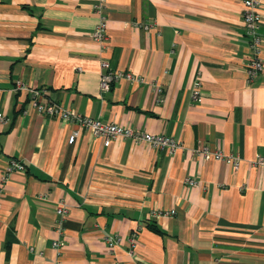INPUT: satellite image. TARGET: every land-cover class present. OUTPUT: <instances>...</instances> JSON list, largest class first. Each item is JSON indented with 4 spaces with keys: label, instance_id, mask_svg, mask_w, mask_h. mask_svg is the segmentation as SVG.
<instances>
[{
    "label": "crops",
    "instance_id": "obj_1",
    "mask_svg": "<svg viewBox=\"0 0 264 264\" xmlns=\"http://www.w3.org/2000/svg\"><path fill=\"white\" fill-rule=\"evenodd\" d=\"M95 2L0 0V264H264V44L248 82L242 1L106 0L104 49L91 37ZM258 11L264 41V0ZM102 59L134 80L102 93ZM18 82L44 91V103L181 148L104 146L36 113ZM201 147L237 156L238 168L196 155ZM12 159L26 171L3 183ZM59 200L68 207L60 230Z\"/></svg>",
    "mask_w": 264,
    "mask_h": 264
},
{
    "label": "built area",
    "instance_id": "obj_2",
    "mask_svg": "<svg viewBox=\"0 0 264 264\" xmlns=\"http://www.w3.org/2000/svg\"><path fill=\"white\" fill-rule=\"evenodd\" d=\"M243 4V27L244 33L249 38L250 50L252 52L253 58L246 66V78L250 82L263 68L261 51L264 41L259 34L258 30L261 24V15L258 11L259 0H241ZM106 0H96L93 5V11L99 18L97 25L91 33V37L95 42H97L101 48H106V30H107V18H106ZM150 25H144V29H148ZM101 72H100V91L102 93L108 92L111 89V86L114 82L126 79L133 81L134 77L127 72L112 70L109 66L107 60L102 59L100 62ZM15 91L26 90L29 94L28 106L32 108L36 113L45 114L48 116L58 117L63 121L68 123H73L77 127H81L84 130H87L93 138H98L103 141L104 146H108L111 141L117 139H129L134 143H145L154 148L167 149L169 151H175L178 148H181V144L176 142L173 138L159 134L152 135L138 130H134L129 127L121 126L115 122H103L97 118H91L81 114L74 113L70 110L62 108L58 103L54 101H48L44 103L45 94L44 91L40 89L28 88L26 89L22 83L18 82L14 88ZM192 99L195 102L200 101L201 99V90H200V81L197 80L192 89ZM6 121L5 117L0 114V122L4 123ZM75 140V134H72L68 142L73 143ZM196 155H201L203 158L213 157L216 160H223L226 163L230 164L234 169H237L240 163V159L237 156L227 155L222 153L219 150L212 151L208 147H201L194 150ZM257 163L259 165H264V159L259 157ZM25 172L26 168L19 161L12 159L8 162L6 168V174L3 177V183L12 172ZM189 186L199 187L200 183L194 179L186 181ZM1 192V186H0ZM68 207L63 200L57 202L55 208V213L57 215V225L58 229H61V221L67 214ZM160 215H172L173 211H164L159 213ZM158 214V215H159ZM135 234H132L130 239V252L133 251L135 247ZM117 237H110L106 239L107 245L113 247L117 242ZM65 244L63 238L54 240L52 245L53 248L57 250L59 254V249ZM59 255H57L58 257ZM55 264H61L59 260Z\"/></svg>",
    "mask_w": 264,
    "mask_h": 264
}]
</instances>
